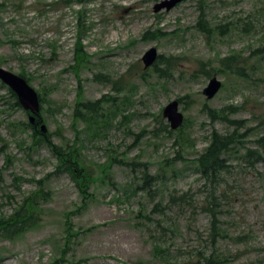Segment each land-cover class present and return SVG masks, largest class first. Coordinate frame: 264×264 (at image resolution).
Wrapping results in <instances>:
<instances>
[{"label":"rangeland","instance_id":"374dc122","mask_svg":"<svg viewBox=\"0 0 264 264\" xmlns=\"http://www.w3.org/2000/svg\"><path fill=\"white\" fill-rule=\"evenodd\" d=\"M160 1L0 0V67L24 76L52 143L75 148L92 177L82 198L53 174L0 82V219L39 202L34 227L0 239V264H264V0L153 13ZM150 48L170 58V77L155 72L162 61L144 69ZM171 101L184 118L174 131ZM96 102L94 116L84 105ZM213 131L241 137L216 182L194 168Z\"/></svg>","mask_w":264,"mask_h":264},{"label":"trees","instance_id":"16d2710c","mask_svg":"<svg viewBox=\"0 0 264 264\" xmlns=\"http://www.w3.org/2000/svg\"><path fill=\"white\" fill-rule=\"evenodd\" d=\"M201 25V23H200ZM206 28H202L201 31L206 32ZM81 50L79 48H75V54H80ZM82 53V52H81ZM81 59L86 62L87 61V54L82 53L79 55ZM233 57L226 58L222 60V67L229 69L230 62L232 63ZM162 61L166 68H158V65L154 66L155 72L161 78H168L171 76L170 67L173 66L172 61L170 58L163 59L162 57L158 56L157 62L158 64ZM24 78V76H21ZM25 79V78H24ZM27 81V80H26ZM11 98L15 101L14 106L19 107L17 103L15 95L9 91ZM40 103L42 102L41 97H39ZM96 103H86L84 108L95 116V106ZM41 108V104H40ZM212 120L219 118L222 121H226V117H224V113H221V116H216L215 112L209 114ZM82 120H85L86 117H81ZM88 120V119H87ZM42 123L40 119V115H38L35 125H25V127L29 128L32 133V147H46L50 153L55 157L57 161V166L53 171L54 175H67L68 178L73 182V184L78 189V192L82 198H86L88 194V190L90 188L92 177L90 173L84 168L82 160L80 158L79 153L76 151L75 148L69 147L66 145L65 147L55 145L52 143L49 134H42L39 126ZM232 126H235L236 123L231 122L229 123ZM170 133V132H168ZM240 135H236V133H230L227 135H219L213 131L210 137V142L207 147L204 149L203 153L199 155L197 159H195L194 168L195 170L204 178L212 179L213 182H216V179L219 178V174L223 172L225 165L223 158L225 155L230 152L232 147H236L240 143ZM264 141V138L258 140V145L260 146ZM247 162L248 160L256 159L254 158L255 152L252 150H247L246 152ZM245 158V157H244ZM150 180L149 178L145 177V183ZM46 197L44 194L39 200H43ZM214 198V197H213ZM39 202L35 197H27L25 198L22 206L16 211L12 216L7 219H0V239L1 240H9L15 237L22 235L26 231L30 230L32 227L36 225L39 221V217L35 212V208L38 206ZM161 249L156 248V251L159 252ZM206 264H213L210 259H207Z\"/></svg>","mask_w":264,"mask_h":264},{"label":"water","instance_id":"95a60500","mask_svg":"<svg viewBox=\"0 0 264 264\" xmlns=\"http://www.w3.org/2000/svg\"><path fill=\"white\" fill-rule=\"evenodd\" d=\"M186 0H162L153 7V13H159L161 11H170L176 5ZM157 51L154 48H150L144 53L141 58L144 69H147L154 65L157 59ZM0 82L4 84L15 95L17 103L26 112H29L28 121L31 125L35 124L36 118L40 112V101L37 92L27 83V81L13 73H10L0 67ZM221 88V83L216 78H212L207 87L203 90V95L206 99H212ZM178 101H171L165 106L162 111V117L166 119L169 124L170 130L178 129L183 123V115L178 110ZM40 131L46 134V128L40 126Z\"/></svg>","mask_w":264,"mask_h":264}]
</instances>
